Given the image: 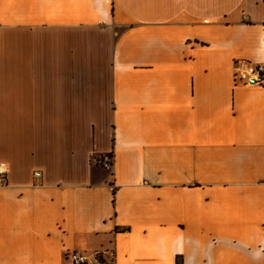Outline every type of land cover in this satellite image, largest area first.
<instances>
[{"label":"crops","instance_id":"crops-1","mask_svg":"<svg viewBox=\"0 0 264 264\" xmlns=\"http://www.w3.org/2000/svg\"><path fill=\"white\" fill-rule=\"evenodd\" d=\"M238 60L264 64V0H0V264H264Z\"/></svg>","mask_w":264,"mask_h":264},{"label":"built area","instance_id":"built-area-1","mask_svg":"<svg viewBox=\"0 0 264 264\" xmlns=\"http://www.w3.org/2000/svg\"><path fill=\"white\" fill-rule=\"evenodd\" d=\"M234 79L237 85L264 87V64H255L246 60L234 62ZM96 163L103 169L112 174L114 170V156L105 155L96 159ZM8 166L0 163V187L8 186L7 184ZM40 177L39 173L35 174ZM71 264H95L99 263L102 254H96L92 258L87 257L79 252H72L67 255Z\"/></svg>","mask_w":264,"mask_h":264},{"label":"trees","instance_id":"trees-1","mask_svg":"<svg viewBox=\"0 0 264 264\" xmlns=\"http://www.w3.org/2000/svg\"><path fill=\"white\" fill-rule=\"evenodd\" d=\"M99 263L107 264L106 261L103 258H100Z\"/></svg>","mask_w":264,"mask_h":264}]
</instances>
